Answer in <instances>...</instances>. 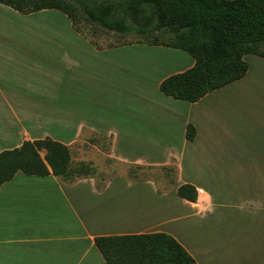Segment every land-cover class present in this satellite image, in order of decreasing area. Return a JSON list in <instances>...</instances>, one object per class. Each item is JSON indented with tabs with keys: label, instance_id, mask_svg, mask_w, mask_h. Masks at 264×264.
<instances>
[{
	"label": "crops",
	"instance_id": "0c3cea01",
	"mask_svg": "<svg viewBox=\"0 0 264 264\" xmlns=\"http://www.w3.org/2000/svg\"><path fill=\"white\" fill-rule=\"evenodd\" d=\"M244 59L243 77L191 102L159 88L194 64L182 49L0 32V151L50 137L92 168L0 185V264H106L96 236L149 232L192 264H264V57Z\"/></svg>",
	"mask_w": 264,
	"mask_h": 264
},
{
	"label": "trees",
	"instance_id": "16d2710c",
	"mask_svg": "<svg viewBox=\"0 0 264 264\" xmlns=\"http://www.w3.org/2000/svg\"><path fill=\"white\" fill-rule=\"evenodd\" d=\"M0 3L24 14L57 9L67 15L79 33L78 24L84 21L105 31L134 33L139 42L188 52L194 64L164 78L159 88L166 95L191 102L243 77L248 70L245 55L264 57V0H0ZM185 135L189 140L194 138L192 124L186 126ZM78 166L71 167L67 145L50 137L26 140L18 147L0 151V185L18 172L53 174L71 181L92 171L88 163ZM177 194L196 199L190 184L180 185ZM94 243L106 264L194 262L184 246L166 232L101 235L94 238Z\"/></svg>",
	"mask_w": 264,
	"mask_h": 264
},
{
	"label": "rangeland",
	"instance_id": "374dc122",
	"mask_svg": "<svg viewBox=\"0 0 264 264\" xmlns=\"http://www.w3.org/2000/svg\"><path fill=\"white\" fill-rule=\"evenodd\" d=\"M1 6L6 8L2 10L0 15L1 38H14L33 42L60 41L64 44L70 40H81L82 45L83 41L88 39L93 45L98 47L121 42L139 41V37L134 33L119 34L113 31H105L84 21L78 24L81 30V33H79L73 29L67 15L56 9H44L24 14L2 3ZM41 154H43V151ZM71 167L74 169V164H71ZM76 171L84 172L86 169L83 171L77 169ZM166 171L168 173V170ZM73 176L76 177L74 174Z\"/></svg>",
	"mask_w": 264,
	"mask_h": 264
},
{
	"label": "built area",
	"instance_id": "2783aa9c",
	"mask_svg": "<svg viewBox=\"0 0 264 264\" xmlns=\"http://www.w3.org/2000/svg\"><path fill=\"white\" fill-rule=\"evenodd\" d=\"M197 192H198V193H201V192H202V190H201V189H198V190H197Z\"/></svg>",
	"mask_w": 264,
	"mask_h": 264
}]
</instances>
